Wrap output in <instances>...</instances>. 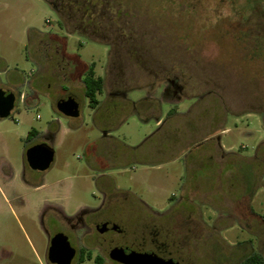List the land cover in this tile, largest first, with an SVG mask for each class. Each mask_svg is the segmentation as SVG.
<instances>
[{"label":"rangeland","instance_id":"374dc122","mask_svg":"<svg viewBox=\"0 0 264 264\" xmlns=\"http://www.w3.org/2000/svg\"><path fill=\"white\" fill-rule=\"evenodd\" d=\"M107 1L98 23L112 47L62 25L46 0H0V81L17 85L0 119V264H51L59 213L90 223L98 210L125 234L92 228L83 242L80 226L72 264H119L110 249L141 248L154 225L190 230L181 264L264 257V0ZM93 64L105 82L96 109L83 83ZM69 96L78 118L57 110ZM174 111L185 114L156 125ZM52 136L50 169L28 168L27 150ZM142 203L160 216L145 218ZM176 231L160 235L171 254Z\"/></svg>","mask_w":264,"mask_h":264},{"label":"water","instance_id":"95a60500","mask_svg":"<svg viewBox=\"0 0 264 264\" xmlns=\"http://www.w3.org/2000/svg\"><path fill=\"white\" fill-rule=\"evenodd\" d=\"M15 103V94L0 89V119H6L11 115ZM57 110L66 117L78 118L81 106L75 97L70 96L58 102ZM54 159L55 150L47 143L34 145L26 152V162L33 171H47ZM75 256L76 249L71 246L67 236L60 233L52 239L48 252L51 264H72ZM110 258L119 264H179L172 259L165 260L153 253H139L129 247L113 249Z\"/></svg>","mask_w":264,"mask_h":264},{"label":"flooded vegetation","instance_id":"af4514ba","mask_svg":"<svg viewBox=\"0 0 264 264\" xmlns=\"http://www.w3.org/2000/svg\"><path fill=\"white\" fill-rule=\"evenodd\" d=\"M111 47V46H110ZM165 91L168 92L171 96H177L178 93L181 91V88L176 85L175 81L173 80H169L167 82V85L165 87ZM123 95H126L125 93H122ZM41 144V143H40ZM28 166V164H27ZM28 168H30L28 166ZM144 206V210H141L143 213H147V217L145 218H150L151 215L156 217V216H160V213L155 211L153 208L149 207L148 205H146L145 203H142ZM95 212V211H94ZM102 210H98L93 214V218L91 219L90 223H88V221H86V219H89L88 217L86 218L83 214L81 216H79L75 222V219L70 218V217H66L62 212L59 213V221L65 223V230L66 231H62L59 230L55 233V235H53L50 239V244H49V248L51 246V241L52 239L57 235V234H64L65 236H67L68 240L69 237L75 233V231L81 226L84 230V232L81 235V241H85V239H88V236L90 235V232L92 230V228L99 233L100 235H106L107 233H116L118 235H124L125 232L117 225V223L110 218L104 217L102 216ZM147 219H144V217L141 219V222H145L147 221ZM185 221V220H183ZM187 221V220H186ZM185 225V224H184ZM153 226V225H152ZM179 227V226H178ZM188 227V226H187ZM176 228V236L177 239L173 240V242L171 243V245H173L176 249V251L174 253H168V248L170 247L169 244H167V241H163L161 238V234H169L170 235V231ZM185 229V228H184ZM184 229H178L177 227L173 226V228L167 230V227H159L158 225L153 226V232L151 233V240L148 242L144 236H141L140 238V244L142 245L141 248L139 249H134L131 246L128 245H124L123 248L125 247H129L132 250L139 252V253H153L156 254L157 256H159L160 258H163L165 260H169L172 259L174 262L181 264L182 258H185V255L188 254V252L185 253V248L182 242V238L181 235L184 236V234L187 235V238H189L190 236V230H186L183 231ZM103 230V232H101ZM185 235V236H186ZM169 240V239H168ZM150 244V249H146L147 245L146 244ZM118 247H113L110 249L109 251V256L112 252L113 249H117ZM100 249V247H99ZM49 250V249H48ZM49 252V251H48ZM170 254V255H169ZM174 256V257H173ZM47 259H48V254H47ZM49 260V259H48Z\"/></svg>","mask_w":264,"mask_h":264},{"label":"trees","instance_id":"16d2710c","mask_svg":"<svg viewBox=\"0 0 264 264\" xmlns=\"http://www.w3.org/2000/svg\"><path fill=\"white\" fill-rule=\"evenodd\" d=\"M48 1L59 13L60 18L63 21L65 19H72L75 21L74 30L81 34L88 36L90 39L100 42L112 47V44L107 41V38L100 34L99 28V15L101 12V6L109 5L110 2L107 0H46ZM77 8V10H75ZM71 15L70 17H67ZM92 29V30H91ZM83 83L85 86V96L89 100L90 107L96 109L99 105L98 95L102 94L104 91V79L96 75L95 64L89 67L86 72ZM34 134L37 131L33 130ZM54 138L53 136L51 139ZM83 253H81L82 257ZM90 258V254H88ZM98 264H102L103 260L101 257L96 258ZM240 264H264V257L259 253H254L247 257Z\"/></svg>","mask_w":264,"mask_h":264},{"label":"crops","instance_id":"0c3cea01","mask_svg":"<svg viewBox=\"0 0 264 264\" xmlns=\"http://www.w3.org/2000/svg\"><path fill=\"white\" fill-rule=\"evenodd\" d=\"M0 60L2 61V63L4 64V66L2 67V68H0V75H3V74H8V72H9V65L7 64V60H5V59H3V58H0ZM16 87H17V85H15L14 83H12V82H3V81H0V89H2V90H4V91H6L7 93H13V94H15V92H14V90L16 89ZM84 88H85V86H84ZM144 91H146V90H144ZM16 96V95H15ZM124 96H127V94L126 95H124ZM70 97V96H69ZM72 97H74V96H72ZM148 97H151V96H148ZM147 97V98H148ZM171 97H173V96H171ZM175 97V96H174ZM21 98H23V95H21ZM66 98H68V97H66ZM66 98H63V99H66ZM133 104V106H134V109L135 108H137V104H139V103H132ZM15 108V107H14ZM14 110V109H13ZM139 113L140 114H142V116L145 118V119H147V118H149V115H152L153 116V114L151 113H149V111L148 112H140L139 111ZM183 114H185V113H179L178 111H174L173 113H171V115L170 116H168V119H164V115L161 113L160 115H155L157 118H156V125L158 126H164L165 124H166V122L169 120V119H173V118H176V117H178V116H183ZM167 120V121H166ZM216 124V123H215ZM217 132L215 131V132H212V133H210V134H208L209 136V140H212V141H214V140H216L219 136H218V134H216ZM37 134H38V132H37ZM54 139H55V137L54 138H50V139H48L47 140V142H41V143H47V144H49L50 146H52V144H53V142H54ZM40 144V143H39ZM126 146V145H125ZM128 149H131V147L130 146H126ZM132 150V152H131V156H134L136 153H135V151H133V149H131ZM209 153H208V157H210V156H214L215 154H216V151H214V150H209L208 151ZM216 156V155H215ZM189 188H185L184 189V195L187 197L188 196V193L190 194V196H191V193L189 192V190H188ZM189 197V196H188ZM183 199L185 200V198L183 197ZM183 199H182V201H183Z\"/></svg>","mask_w":264,"mask_h":264}]
</instances>
